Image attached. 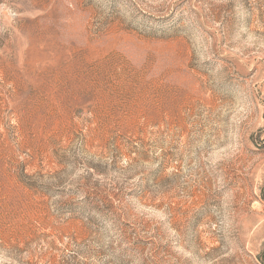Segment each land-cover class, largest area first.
<instances>
[{
  "label": "rangeland",
  "instance_id": "rangeland-1",
  "mask_svg": "<svg viewBox=\"0 0 264 264\" xmlns=\"http://www.w3.org/2000/svg\"><path fill=\"white\" fill-rule=\"evenodd\" d=\"M0 264H264V0H0Z\"/></svg>",
  "mask_w": 264,
  "mask_h": 264
}]
</instances>
